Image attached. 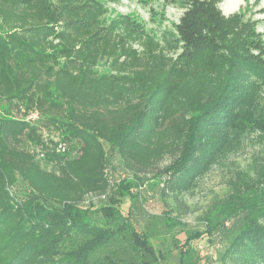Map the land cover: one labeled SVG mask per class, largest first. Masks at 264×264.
Wrapping results in <instances>:
<instances>
[{"label":"trees","instance_id":"obj_1","mask_svg":"<svg viewBox=\"0 0 264 264\" xmlns=\"http://www.w3.org/2000/svg\"><path fill=\"white\" fill-rule=\"evenodd\" d=\"M229 21L211 0H186L173 36L132 41L101 0H0V264H161L155 220L184 233L170 238L176 264L192 248L202 263L192 244L204 235L224 243L222 258L264 262V166L211 206L204 229L165 210L141 232L119 209L130 182L112 193L108 169L117 154L134 176H163L160 195L188 212L182 195L226 151L250 91L243 65L264 71L224 53ZM92 195L107 196L102 224L84 207ZM112 239L130 256L102 254Z\"/></svg>","mask_w":264,"mask_h":264},{"label":"rangeland","instance_id":"obj_2","mask_svg":"<svg viewBox=\"0 0 264 264\" xmlns=\"http://www.w3.org/2000/svg\"><path fill=\"white\" fill-rule=\"evenodd\" d=\"M101 1L105 7V18L107 20L113 17L122 18L128 25L132 41L139 40L143 34H148L154 39L173 36L174 26L183 13L186 2V0ZM211 1L225 18L230 19L227 27L220 33L224 53L228 56L237 52L245 61H264V0ZM246 64L254 69L250 73L251 88L240 105L230 143L224 154L204 169L195 179L194 185L182 195V201L189 206L187 213L180 214L175 210V202L171 195L165 198L160 195L163 176L152 173L134 176L125 169L117 154L109 156L108 169L112 193L120 190L118 187L123 180L130 182L128 187L130 196L122 198L119 209L124 216H128L139 232L145 230L151 221V216L159 217L165 210L171 211V216L181 221L185 228L202 230L205 226L203 218L217 200L229 197L237 188L257 178L259 173L256 169L258 171L264 166V71L256 70V66L252 63H245L243 66H247ZM59 149L62 151L63 146H59ZM168 162L169 159L164 158L158 164V168H162ZM16 188L18 194L24 191L19 183ZM105 204H107V196L102 198L92 195L86 198L84 207L88 209L90 220L96 222L102 220L95 209ZM103 221L105 222L103 219L100 224ZM155 222L157 225L151 230L147 227L146 233L151 236L150 242L153 248L163 256L160 263L176 264L178 251L171 245L170 238L175 234L177 238L183 240L184 233L179 231L180 228L169 231L160 220ZM111 224L114 226L115 221H111ZM110 242L114 246L109 244L102 246V254L123 258L130 256L129 246L128 249L123 246L125 241L112 239ZM192 245L200 251L201 264H252L250 259H247V263L239 260L238 253H234L235 257L232 258H222L224 243L217 237L210 239L204 235ZM119 246L124 250L112 251ZM195 256H197L196 250L190 249L186 255L187 264H197ZM253 264H264V262L256 261Z\"/></svg>","mask_w":264,"mask_h":264}]
</instances>
